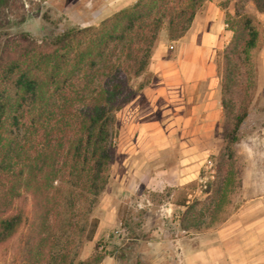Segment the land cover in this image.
<instances>
[{
    "label": "trees",
    "instance_id": "1",
    "mask_svg": "<svg viewBox=\"0 0 264 264\" xmlns=\"http://www.w3.org/2000/svg\"><path fill=\"white\" fill-rule=\"evenodd\" d=\"M206 1L135 0L39 41L0 34V264L99 263L83 252L115 159L117 113L148 83L161 33L180 39ZM246 2L228 15L231 39L216 54L225 148L257 90L264 0Z\"/></svg>",
    "mask_w": 264,
    "mask_h": 264
},
{
    "label": "crops",
    "instance_id": "2",
    "mask_svg": "<svg viewBox=\"0 0 264 264\" xmlns=\"http://www.w3.org/2000/svg\"><path fill=\"white\" fill-rule=\"evenodd\" d=\"M195 17L180 39L160 36L148 65L152 79L117 113L121 162L109 176L117 195L141 188L185 192L220 148L223 112L214 52L223 42V14L212 10L203 29ZM248 204L210 230L184 232L187 237L176 239L178 263L166 264H264V196ZM113 217L110 211L99 226Z\"/></svg>",
    "mask_w": 264,
    "mask_h": 264
},
{
    "label": "rangeland",
    "instance_id": "3",
    "mask_svg": "<svg viewBox=\"0 0 264 264\" xmlns=\"http://www.w3.org/2000/svg\"><path fill=\"white\" fill-rule=\"evenodd\" d=\"M5 1L6 7L0 14V34L26 35L39 41L70 27L96 26L135 0ZM216 9L223 14L224 30L222 45L214 52L221 98V56L216 54L231 39L228 15L250 10L251 4L246 0H207L196 13L197 26L207 28L210 12ZM258 18L264 28V17ZM160 36L167 39L164 32ZM261 38L254 54L257 90L236 143L227 148L222 114L220 148L210 156L201 174L207 176L211 166L213 177L207 179L203 188L194 185L185 192L162 193L141 188L132 196L117 195V184L109 178L93 215L100 222L111 211L115 218L104 220V225L98 224L95 236L84 249V257L101 256L98 264L178 263L176 239L185 236L184 232L192 236L195 232L210 230L230 215L246 209L251 200L264 196V35ZM120 162L115 150L113 174L117 173Z\"/></svg>",
    "mask_w": 264,
    "mask_h": 264
},
{
    "label": "built area",
    "instance_id": "4",
    "mask_svg": "<svg viewBox=\"0 0 264 264\" xmlns=\"http://www.w3.org/2000/svg\"><path fill=\"white\" fill-rule=\"evenodd\" d=\"M208 169H210V170H209V173L207 176H200L199 177V179L197 181V188H203L207 179L213 177V170H211V166H209Z\"/></svg>",
    "mask_w": 264,
    "mask_h": 264
}]
</instances>
